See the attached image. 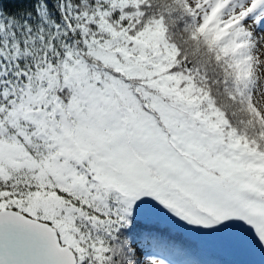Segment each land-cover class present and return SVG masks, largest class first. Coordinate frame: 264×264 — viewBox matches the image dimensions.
<instances>
[{"label": "snow or ice", "instance_id": "1", "mask_svg": "<svg viewBox=\"0 0 264 264\" xmlns=\"http://www.w3.org/2000/svg\"><path fill=\"white\" fill-rule=\"evenodd\" d=\"M209 248L264 264V0H0V264Z\"/></svg>", "mask_w": 264, "mask_h": 264}, {"label": "trees", "instance_id": "2", "mask_svg": "<svg viewBox=\"0 0 264 264\" xmlns=\"http://www.w3.org/2000/svg\"><path fill=\"white\" fill-rule=\"evenodd\" d=\"M25 7H31V5L30 4L26 5V4H21V3H5L4 4V8L7 9L11 13H15L21 8H25ZM220 251L221 249L219 250L218 248L212 251L206 250L203 253V258L205 260L213 262V264H233V262L239 261V260H252V259H247L245 256H240L238 254L227 252L225 250H222V252ZM167 258L173 260L174 262H176V264H179V262L183 260L182 257L172 256V255H169Z\"/></svg>", "mask_w": 264, "mask_h": 264}, {"label": "rangeland", "instance_id": "3", "mask_svg": "<svg viewBox=\"0 0 264 264\" xmlns=\"http://www.w3.org/2000/svg\"><path fill=\"white\" fill-rule=\"evenodd\" d=\"M215 249H217V248H209V249H207V250H215ZM219 249V248H218ZM220 250V249H219ZM220 252H222V249H221V251ZM247 259H252V260H258V257L257 256H245Z\"/></svg>", "mask_w": 264, "mask_h": 264}]
</instances>
